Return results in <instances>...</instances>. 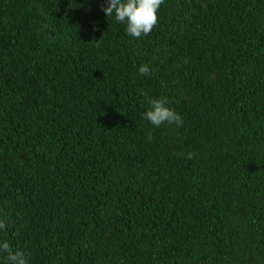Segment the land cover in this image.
<instances>
[{
	"label": "trees",
	"instance_id": "trees-1",
	"mask_svg": "<svg viewBox=\"0 0 264 264\" xmlns=\"http://www.w3.org/2000/svg\"><path fill=\"white\" fill-rule=\"evenodd\" d=\"M101 3L0 0V240L29 264H264V0H164L138 39Z\"/></svg>",
	"mask_w": 264,
	"mask_h": 264
},
{
	"label": "clouds",
	"instance_id": "clouds-1",
	"mask_svg": "<svg viewBox=\"0 0 264 264\" xmlns=\"http://www.w3.org/2000/svg\"><path fill=\"white\" fill-rule=\"evenodd\" d=\"M164 0H106L101 3V10L106 17H113L119 23L125 25V32L134 38L149 35L153 28L157 26L159 17L158 12ZM155 59V57L153 58ZM141 75L150 74V68L147 64L141 65L138 69ZM149 107L144 112V118L155 127L162 124L182 125V117L168 106L165 98H149ZM192 153L188 158H192ZM7 225L3 219H0V230H5ZM0 253L5 255L8 264H29L28 255L25 251L16 249L7 239L0 240Z\"/></svg>",
	"mask_w": 264,
	"mask_h": 264
}]
</instances>
